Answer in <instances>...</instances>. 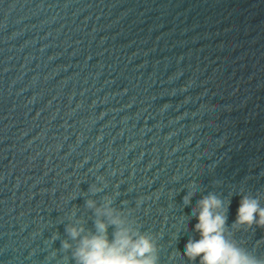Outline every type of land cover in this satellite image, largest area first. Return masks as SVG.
<instances>
[{
	"label": "water",
	"instance_id": "1",
	"mask_svg": "<svg viewBox=\"0 0 264 264\" xmlns=\"http://www.w3.org/2000/svg\"><path fill=\"white\" fill-rule=\"evenodd\" d=\"M209 195L264 262V0H0V264H79L99 223L201 264Z\"/></svg>",
	"mask_w": 264,
	"mask_h": 264
},
{
	"label": "clouds",
	"instance_id": "2",
	"mask_svg": "<svg viewBox=\"0 0 264 264\" xmlns=\"http://www.w3.org/2000/svg\"><path fill=\"white\" fill-rule=\"evenodd\" d=\"M199 223L196 229L201 233L198 240L190 239L185 246V254L191 259L201 257V264H264L247 252L229 243L223 236L226 216L215 209L222 206V201L215 195H209L200 202ZM195 215V213H193ZM259 217L257 219L256 217ZM115 223V221H114ZM236 223L264 227V208L256 198L244 196L237 210ZM101 235L93 236L82 242L79 250V264H156L154 259L145 258L152 251L147 238L131 241L128 237L119 236L110 244L107 240L106 225H97ZM74 236L76 232L72 233ZM131 244V249L129 245Z\"/></svg>",
	"mask_w": 264,
	"mask_h": 264
}]
</instances>
